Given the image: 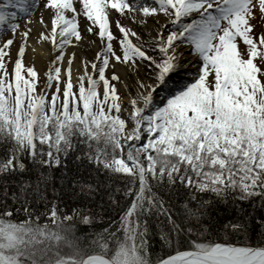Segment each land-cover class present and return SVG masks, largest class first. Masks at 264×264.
Here are the masks:
<instances>
[{"label":"snow or ice","instance_id":"6c2138e0","mask_svg":"<svg viewBox=\"0 0 264 264\" xmlns=\"http://www.w3.org/2000/svg\"><path fill=\"white\" fill-rule=\"evenodd\" d=\"M0 264H264V0H0Z\"/></svg>","mask_w":264,"mask_h":264},{"label":"bare ground","instance_id":"6f19581e","mask_svg":"<svg viewBox=\"0 0 264 264\" xmlns=\"http://www.w3.org/2000/svg\"><path fill=\"white\" fill-rule=\"evenodd\" d=\"M36 47V45H34ZM36 52L32 53L31 50H29V56H35L37 59V67L41 66V61L46 59V53L44 51L43 47L40 48H36ZM76 64H79V60L76 62ZM77 73H76V67L74 66L73 68V81H75V77H76ZM121 90L125 91V89H123V87L121 86Z\"/></svg>","mask_w":264,"mask_h":264},{"label":"rangeland","instance_id":"374dc122","mask_svg":"<svg viewBox=\"0 0 264 264\" xmlns=\"http://www.w3.org/2000/svg\"><path fill=\"white\" fill-rule=\"evenodd\" d=\"M40 47H43V46L36 45V48H40ZM88 55H89V58H91L92 53L90 52V53H88ZM73 82H75V81H73ZM122 91H123V90H122Z\"/></svg>","mask_w":264,"mask_h":264}]
</instances>
